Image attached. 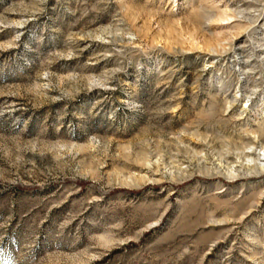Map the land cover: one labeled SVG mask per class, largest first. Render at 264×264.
I'll list each match as a JSON object with an SVG mask.
<instances>
[{"label": "rangeland", "instance_id": "obj_1", "mask_svg": "<svg viewBox=\"0 0 264 264\" xmlns=\"http://www.w3.org/2000/svg\"><path fill=\"white\" fill-rule=\"evenodd\" d=\"M0 264H264V0H0Z\"/></svg>", "mask_w": 264, "mask_h": 264}]
</instances>
